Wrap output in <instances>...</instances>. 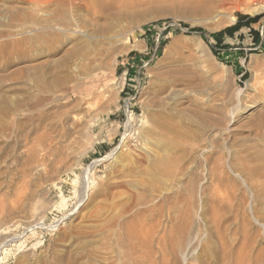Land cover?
<instances>
[{"label":"rangeland","instance_id":"obj_1","mask_svg":"<svg viewBox=\"0 0 264 264\" xmlns=\"http://www.w3.org/2000/svg\"><path fill=\"white\" fill-rule=\"evenodd\" d=\"M204 1L0 0V264H132L139 213L147 264H199L207 243L264 264V18L260 44L214 35L264 0ZM64 130L66 160L48 149Z\"/></svg>","mask_w":264,"mask_h":264},{"label":"bare ground","instance_id":"obj_2","mask_svg":"<svg viewBox=\"0 0 264 264\" xmlns=\"http://www.w3.org/2000/svg\"><path fill=\"white\" fill-rule=\"evenodd\" d=\"M51 1H56V3H64V1L66 0H51ZM202 1V0H201ZM258 3L259 0H205L204 1V4H203V8L202 11L207 14V15H210L209 17H211V14L215 13V12H218L219 10L221 9H224V7H226L227 5H239L241 3H246V4H249V3ZM263 2V1H262ZM200 3V2H199ZM261 3V2H260ZM198 5V4H197ZM201 5V3H200ZM199 6V5H198ZM196 7V6H195ZM259 8H262L264 9V5L260 6ZM258 8V9H259ZM262 11V10H261ZM203 15V14H202ZM206 15V16H207ZM208 20V19H207ZM230 20L232 22H235L236 21V18L235 17H231ZM76 32V31H75ZM94 33V32H93ZM1 35V34H0ZM43 36V35H42ZM44 37V36H43ZM42 37V38H43ZM118 36H116L117 38ZM90 38V37H88ZM114 38V37H113ZM33 39V38H32ZM38 39V37H37ZM41 39V38H40ZM21 40V39H20ZM20 40H17L20 42ZM35 40V38H34ZM37 41V40H36ZM88 41V40H87ZM21 42H24L21 41ZM27 42V41H26ZM25 42V43H26ZM8 43V42H7ZM18 43V42H17ZM18 45V44H17ZM28 45V44H26ZM4 49H6L9 44H3L2 45ZM24 47V46H22ZM20 47V48H22ZM26 48H28L26 46ZM24 50V49H23ZM28 50V49H27ZM99 50V49H98ZM5 51V50H4ZM31 52V51H30ZM18 54L20 55L19 57H21L22 59L25 58L27 56V53H25L24 51H19ZM83 56V55H82ZM64 58V57H63ZM67 59V57H65ZM87 59V58H86ZM89 59V58H88ZM48 65V64H47ZM81 67V66H80ZM29 68V67H28ZM32 69V68H30ZM29 69V70H30ZM85 71V69H83ZM87 71V70H86ZM49 72V71H48ZM53 72V71H52ZM25 73V72H24ZM24 75V74H23ZM24 76H27L28 75H24ZM76 76V75H75ZM26 77V78H27ZM34 77V76H33ZM46 77V76H45ZM44 77V78H45ZM51 78H53V76H51ZM36 79V78H35ZM23 80V79H22ZM45 80V79H44ZM49 80V79H48ZM1 81V80H0ZM25 81V80H24ZM38 81V79H37ZM63 81V80H62ZM27 82V81H26ZM23 83V82H22ZM28 83V82H27ZM46 83V82H44ZM52 83V82H50ZM49 81H47V85H50ZM26 84V83H25ZM37 84V83H36ZM42 84V82H41ZM2 85V84H1ZM0 85V87H1ZM40 85V84H39ZM43 85V84H42ZM4 86V85H3ZM2 86V87H3ZM24 86V85H23ZM26 86V85H25ZM80 86V85H79ZM77 86V87H79ZM25 88V87H24ZM76 89V88H74ZM26 90V89H25ZM27 91V90H26ZM48 91V90H47ZM24 93V91H23ZM29 93V92H28ZM27 94V92H26ZM24 94V97H26ZM53 97V96H52ZM43 98V97H42ZM24 99V98H23ZM49 99V98H47ZM89 99V98H88ZM26 100H28L26 98ZM33 100V99H32ZM45 100H46V97H45ZM43 100V101H45ZM52 100V99H51ZM65 100V99H64ZM25 101V100H24ZM39 105V104H38ZM34 106H32L33 108ZM88 111V110H87ZM14 112V107L12 105L9 104L8 102V97L7 95L1 90H0V132L3 133L5 129H7L8 125H5V123L3 122V117L5 116H8L9 114L13 113ZM76 117V115H75ZM34 116H32L30 119L31 120H34ZM44 118V117H43ZM78 118V117H77ZM76 118V119H77ZM28 119V120H30ZM79 120V118H78ZM93 121V120H92ZM74 125V124H73ZM77 126V125H76ZM87 126V125H86ZM8 131V130H7ZM76 131H71V130H64L62 133H61V138H64V144H61L59 146H56V148H53V146H50L48 149L52 150V149H60L62 150V153L61 155L63 157L62 160H66V157L69 156V153H67V150L68 148H70L69 144L72 143L70 142L69 143V139H76V137L74 136ZM76 133H79V131H77ZM81 134V133H80ZM79 135V134H78ZM83 136V135H82ZM82 136L80 137V139L82 138ZM43 137V136H41ZM79 137V136H78ZM77 137V138H78ZM84 138V136H83ZM71 141V140H70ZM77 141H79V138L77 139ZM82 141V139H81ZM85 141V140H84ZM67 142V143H66ZM74 142V141H73ZM80 142V141H79ZM78 144V142H76ZM75 143V144H76ZM73 148V145H71ZM117 148V147H116ZM116 148H114L109 154L108 156L112 155V153L116 150ZM71 150V149H70ZM55 151V150H54ZM68 154V155H67ZM114 154V153H113ZM68 158V157H67ZM37 160V159H36ZM44 162V161H43ZM39 169V168H38ZM36 172V171H34ZM32 178V177H31ZM91 187V185L89 186ZM87 189H88V185H87V182H84L83 184V188H82V196L84 197L87 193ZM87 197V196H86ZM85 197V198H86ZM84 199V198H83ZM18 207V205H17ZM38 208V207H37ZM38 212V211H37ZM35 217V216H34ZM62 220V219H61ZM58 223V222H57ZM56 223V224H57ZM13 224V223H12ZM19 224V223H18ZM35 224V223H34ZM51 227V226H50ZM16 228V227H15ZM35 228V227H34ZM48 228V226L46 227ZM11 229V228H10ZM189 226H187V228H184L182 229V237H185L187 236L188 232H189ZM5 230V229H4ZM3 229L0 230V238L1 237H7L5 236V231ZM124 240L125 242L127 241L126 245L128 247V251H129V256L132 258V264H147V216H145L144 218H142V214H137L133 219L131 220H128L124 223ZM35 234V233H34ZM121 237V236H120ZM119 237V238H120ZM12 240H19L17 239L16 237H12L11 238ZM7 240V239H6ZM4 241V243H7V241ZM9 241V240H8ZM118 241H120V239H118ZM122 241V240H121ZM124 242V243H125ZM179 239L178 240H172L171 238L168 240V243H169V247H170V250H171V253H173V255L175 253H177L176 251L178 250V243H179ZM9 243V242H8ZM123 243V242H122ZM26 244V243H25ZM5 245L7 244H3L2 247H5ZM124 245V244H123ZM223 245V244H222ZM226 245V244H225ZM224 245L221 246L222 248H219L218 246H211L210 244H205L203 250L201 251V253L199 254L198 256V263L199 264H242V261L243 259L241 258L240 259V256L237 258H234L233 254H230L229 251L227 250L228 248H226ZM1 246V245H0ZM23 246V242H20L19 243V248H21ZM229 247V246H228ZM29 249V248H28ZM231 249V248H230ZM2 250L4 252L7 253L8 251V248H2ZM26 250V249H25ZM232 250V249H231ZM231 252V251H230ZM1 253V252H0ZM234 253V252H233ZM60 257V256H59ZM129 257V258H130ZM246 258V257H245ZM244 258V259H245ZM2 259V256H0V261ZM63 260V259H62ZM242 260V261H241ZM246 261V260H245ZM244 261V262H245ZM60 259H59V263H60ZM256 262V261H255ZM58 263V262H57ZM130 263V261H129ZM128 263V264H129ZM116 264V263H114ZM245 264V263H244ZM254 264V263H253ZM257 264V263H256Z\"/></svg>","mask_w":264,"mask_h":264},{"label":"trees","instance_id":"obj_3","mask_svg":"<svg viewBox=\"0 0 264 264\" xmlns=\"http://www.w3.org/2000/svg\"><path fill=\"white\" fill-rule=\"evenodd\" d=\"M264 18V13L251 16L247 14H240L239 19L236 22V24L226 27L223 30L217 32L215 35L217 44H223L224 43V38L229 36V37H234L237 33L242 31V29L247 28L250 32V34L253 37V41L255 43L260 42V32L257 30L254 25L259 23L261 19ZM193 31L199 32L201 31V28H194Z\"/></svg>","mask_w":264,"mask_h":264},{"label":"crops","instance_id":"obj_4","mask_svg":"<svg viewBox=\"0 0 264 264\" xmlns=\"http://www.w3.org/2000/svg\"><path fill=\"white\" fill-rule=\"evenodd\" d=\"M261 43V41L259 42V44Z\"/></svg>","mask_w":264,"mask_h":264}]
</instances>
